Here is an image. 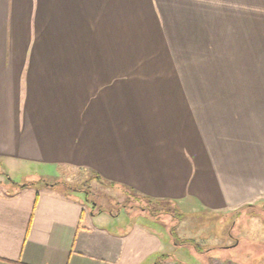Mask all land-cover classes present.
Segmentation results:
<instances>
[{
  "label": "crops",
  "instance_id": "0c3cea01",
  "mask_svg": "<svg viewBox=\"0 0 264 264\" xmlns=\"http://www.w3.org/2000/svg\"><path fill=\"white\" fill-rule=\"evenodd\" d=\"M0 164L20 176L0 181V264L168 254L53 180L68 168L162 201L264 206V0H0Z\"/></svg>",
  "mask_w": 264,
  "mask_h": 264
},
{
  "label": "rangeland",
  "instance_id": "374dc122",
  "mask_svg": "<svg viewBox=\"0 0 264 264\" xmlns=\"http://www.w3.org/2000/svg\"><path fill=\"white\" fill-rule=\"evenodd\" d=\"M26 169H20L22 179L29 178L23 174L41 171L36 167ZM43 171L54 175L50 170ZM64 171L53 180L68 183L75 188L72 193L80 191L86 208L96 202L97 209L112 212L117 223L129 226L138 222L160 232L170 242L167 253L172 258L161 264H176V260L179 264H205L209 260L218 263L216 258H230L234 262L230 264H264V206L210 210L195 202L174 203L131 191L122 193L107 180L89 179L84 171ZM8 176L20 180L17 171L10 172L0 164V181L6 182ZM187 239L192 243H185Z\"/></svg>",
  "mask_w": 264,
  "mask_h": 264
},
{
  "label": "trees",
  "instance_id": "16d2710c",
  "mask_svg": "<svg viewBox=\"0 0 264 264\" xmlns=\"http://www.w3.org/2000/svg\"><path fill=\"white\" fill-rule=\"evenodd\" d=\"M97 179H99V178H97ZM33 182H31V183H25V184H20L21 186H25V185H27V184H32ZM63 185L64 186H66L67 188H70V189H72L73 191H75V188H72L68 183H63ZM149 201V200H148ZM162 201V200H161ZM159 202V201H158ZM176 244H178L177 243V241L175 242ZM185 243H192L191 241H189V239H187L186 240V242ZM183 244V243H182ZM167 256H169L168 254H161V255H159L158 257H156L155 258V260H154V262H153V264H161L162 262H163V260L165 259V258H167ZM179 264V263H178ZM205 264H207V263H205Z\"/></svg>",
  "mask_w": 264,
  "mask_h": 264
},
{
  "label": "built area",
  "instance_id": "2783aa9c",
  "mask_svg": "<svg viewBox=\"0 0 264 264\" xmlns=\"http://www.w3.org/2000/svg\"><path fill=\"white\" fill-rule=\"evenodd\" d=\"M217 259V258H216ZM218 260V263L217 262H215V261H210V262H208L207 264H230V262H232L231 260H228V261H222L221 259H217ZM223 262H225V263H223ZM232 263H234V262H232Z\"/></svg>",
  "mask_w": 264,
  "mask_h": 264
}]
</instances>
